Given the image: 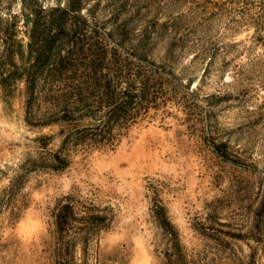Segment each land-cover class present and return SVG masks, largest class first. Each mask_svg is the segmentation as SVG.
Instances as JSON below:
<instances>
[{
  "label": "rangeland",
  "instance_id": "rangeland-1",
  "mask_svg": "<svg viewBox=\"0 0 264 264\" xmlns=\"http://www.w3.org/2000/svg\"><path fill=\"white\" fill-rule=\"evenodd\" d=\"M98 2L103 20L128 19L134 33L177 16L183 25L163 39L180 36L206 53L173 54V74L190 89L168 80L175 96L165 106L149 109L113 149H71L62 171H25L27 160L59 145L60 126L23 121L22 85L9 98L0 94V264H176L155 205L187 264H264V237L249 239L264 182V0ZM0 9L18 14L19 3L2 0ZM162 49L154 46V59ZM39 138H51L42 150ZM218 141L227 159L251 163L249 170L219 157ZM67 195L112 216L84 252L55 231L53 213Z\"/></svg>",
  "mask_w": 264,
  "mask_h": 264
},
{
  "label": "trees",
  "instance_id": "trees-1",
  "mask_svg": "<svg viewBox=\"0 0 264 264\" xmlns=\"http://www.w3.org/2000/svg\"><path fill=\"white\" fill-rule=\"evenodd\" d=\"M43 1L10 0L19 3L18 14L6 15L0 9L1 96L11 97L15 86L22 85L23 121L29 126H60L59 145L27 160L28 172L64 170L75 147H116L149 109L165 106L174 98L168 80L190 89V80L173 74V54L192 52L195 57L206 53L193 51L196 44L186 47V39L180 36L163 39L168 31L177 33L183 25L177 16L144 23L134 33L135 25L128 19L103 20L98 0ZM114 10L124 12L123 5ZM21 34L25 41L19 38ZM159 42H163V55L156 60L152 52ZM50 140L37 139L41 150ZM213 147L223 160L249 170L251 163L227 159L218 149L227 147L225 142L218 141ZM107 210L64 196L53 213L55 231L72 237V247L77 245L84 252L88 242L110 224L112 216ZM152 214L179 254L176 264H187L164 208L155 205ZM251 214L249 239L256 243L264 237V182L257 188Z\"/></svg>",
  "mask_w": 264,
  "mask_h": 264
}]
</instances>
